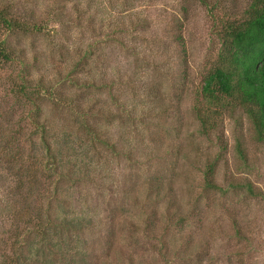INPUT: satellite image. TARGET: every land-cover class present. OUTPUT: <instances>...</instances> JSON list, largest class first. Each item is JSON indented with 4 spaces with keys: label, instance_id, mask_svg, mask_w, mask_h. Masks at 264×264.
Masks as SVG:
<instances>
[{
    "label": "rangeland",
    "instance_id": "1",
    "mask_svg": "<svg viewBox=\"0 0 264 264\" xmlns=\"http://www.w3.org/2000/svg\"><path fill=\"white\" fill-rule=\"evenodd\" d=\"M263 3L0 0L41 28L0 61V264L27 202L49 199L55 230L25 228L24 264H264V140L201 95L224 27ZM40 84L57 102L17 92Z\"/></svg>",
    "mask_w": 264,
    "mask_h": 264
},
{
    "label": "trees",
    "instance_id": "2",
    "mask_svg": "<svg viewBox=\"0 0 264 264\" xmlns=\"http://www.w3.org/2000/svg\"><path fill=\"white\" fill-rule=\"evenodd\" d=\"M40 31V26L34 21L31 23L23 16L21 18L7 4L1 5L0 61L9 63L19 58L15 49L8 43L10 36L34 35ZM222 33L220 53L203 80L201 95L216 114L229 108H241L252 122L257 138L264 140V3L254 8L247 19L228 23ZM41 86L42 84L37 89L28 85L20 86L17 92H23L29 104L46 97L55 100L51 91L43 87L41 89ZM31 123L34 132L42 134V142L46 148L47 154L40 164L44 166V170L52 174L58 173L62 167L60 161L57 162L56 156L54 162L48 159L51 156L53 137H45L46 127L40 124L37 118H33ZM6 156V159H9L8 153ZM32 176L30 178L36 184L37 176ZM19 180L23 183L18 185L16 190L22 191L26 183L21 177ZM27 191L31 193L32 190L29 187ZM51 204L50 199L44 208L41 203L32 206V203L27 202L20 213L18 225L5 234L3 245L7 253L2 264H24L31 258L34 239L38 235L46 236L50 229L55 230L51 220ZM25 228L31 229L36 237H32L31 231L25 233Z\"/></svg>",
    "mask_w": 264,
    "mask_h": 264
}]
</instances>
